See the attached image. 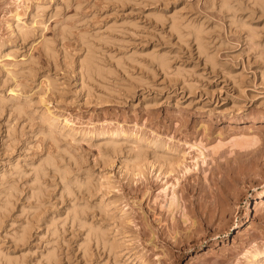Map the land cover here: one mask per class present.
Wrapping results in <instances>:
<instances>
[{
  "label": "rangeland",
  "instance_id": "rangeland-1",
  "mask_svg": "<svg viewBox=\"0 0 264 264\" xmlns=\"http://www.w3.org/2000/svg\"><path fill=\"white\" fill-rule=\"evenodd\" d=\"M253 118L264 0H0V264H247Z\"/></svg>",
  "mask_w": 264,
  "mask_h": 264
},
{
  "label": "bare ground",
  "instance_id": "bare-ground-1",
  "mask_svg": "<svg viewBox=\"0 0 264 264\" xmlns=\"http://www.w3.org/2000/svg\"><path fill=\"white\" fill-rule=\"evenodd\" d=\"M12 17L13 18H16V20H20L21 19V16H20V14L19 13H13V15H12ZM23 28H21V30H22ZM24 30V29H23ZM22 30V31H23ZM23 32H25V31H23ZM196 32V31H195ZM26 33V32H25ZM199 34H200V32H198ZM197 33V34H198ZM197 34H196V37H197ZM201 35H199L198 37H199V39L201 38L200 37ZM88 53V55H86L85 57L86 58H84V61H83V64H82V66L85 68V70L87 71V73H97V74H99V75H101V73L104 71L105 72V70H103V68L99 65V63H98V60L95 58L96 56L95 55H93L94 54V52L91 54V52L89 53V52H87ZM98 58V57H97ZM101 61V60H100ZM163 63V62H162ZM103 66V65H102ZM105 69V68H104ZM103 70V71H102ZM262 120H264V118H253L252 119V121H254V122H260V121H262ZM143 158V156L140 154V153H137L136 154V159H138V160H140V159H142ZM47 159V158H46ZM48 159H50V158H48ZM44 161V160H43ZM51 161H52V159H51ZM47 163V162H46ZM48 163H49V165H51L50 163L51 162H49L48 161ZM40 170H43V168L42 169H40ZM41 173V172H40ZM39 180V182L41 181L40 179H38ZM37 181V180H36ZM38 183V182H37ZM38 185H40V183L38 184ZM41 186H43V185H41ZM40 188V187H39ZM37 189H38V186H37ZM41 189V188H40ZM224 190L222 191V193H223V195H225L226 196V198L228 197V196H231L230 195V192L231 191H228V189H226V188H223ZM42 190V189H41ZM230 190V189H229ZM39 192H40V190H39ZM38 193V192H37ZM38 195H40V193L38 194ZM225 196H224V198H225ZM229 198V197H228ZM264 190L262 191V193L260 194V197H258L257 198V200H256V202H255V208L258 210V209H261L262 207H263V205H264ZM10 199V198H9ZM8 199V200H9ZM228 200V199H227ZM10 202V201H9ZM5 203V202H4ZM3 203V204H4ZM7 203H8V201H7ZM6 203V204H7ZM9 204V203H8ZM4 206H7L8 207V205H4ZM6 208V207H5ZM81 210V212L77 209V207H75V209L73 208V212H72V215H74L73 216V218L74 217H77V218H79V217H81V216H79L80 214H82V216H83V209H80ZM83 211V212H82ZM84 215H86V214H84ZM79 216V217H78ZM84 217V216H83ZM82 218V217H81ZM76 219V218H75ZM94 227V226H93ZM97 228V229H96ZM89 232L91 231V227H89ZM103 229V228H102ZM101 228H99V227H95V229L93 230V236H95L96 237V239H97V241H99L100 239L101 240H104V242H105V238H107L108 236H107V234H106V232H105V230H102ZM105 229V228H104ZM25 231L27 232V230L25 229ZM24 231V233H22V234H24V236H25V234H26V232ZM88 232V233H89ZM92 232V231H91ZM89 236H90V233L88 234ZM90 241H91V239H90ZM112 243H110L109 245H111ZM105 245H108L106 242H105ZM113 245H111V247H112ZM113 248V247H112ZM51 253V252H50ZM49 253V254H50ZM52 253L54 254V251H52ZM51 255V254H50ZM49 255V256H50ZM48 256V257H49ZM1 257V256H0ZM52 257V256H51ZM53 257H54V255H53ZM50 258V257H49ZM247 264H264V249H261L260 247H256V248H253V249H251L250 251H248V256H247Z\"/></svg>",
  "mask_w": 264,
  "mask_h": 264
}]
</instances>
